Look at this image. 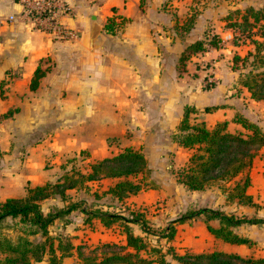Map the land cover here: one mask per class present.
I'll return each mask as SVG.
<instances>
[{"label":"crops","instance_id":"1","mask_svg":"<svg viewBox=\"0 0 264 264\" xmlns=\"http://www.w3.org/2000/svg\"><path fill=\"white\" fill-rule=\"evenodd\" d=\"M67 1L75 15L64 16L63 21L77 28V35L71 38L54 37L33 28L31 22L23 19L18 0H0V199L24 195L27 184H42L37 175L39 170L48 174L44 182L54 181L63 172L65 159L81 151L86 152L83 160L86 163L115 154L126 146L141 150L147 167L154 171L157 188L167 187L161 181H166L171 173L162 170L163 167L183 165L193 150L178 144L173 137L185 106H190L191 122L204 121L207 127L226 121L229 130L247 131L234 119L235 115H242L264 129V101L250 96L239 82V71L235 73L231 68L221 69L220 74L211 71L209 77L213 76L214 81L209 83L213 85L204 87L207 75L200 61L227 52L230 49V45L224 44L227 38L232 37V45H236L225 17L197 16L187 30H181L180 24L185 19L175 15L173 0ZM9 15L13 18L8 19ZM109 18L120 22L115 32L105 28ZM94 22L101 27L91 40ZM209 23L213 26L210 30ZM221 23L224 26L220 27ZM213 33L220 37L218 44L187 51L189 43ZM183 53H186L184 58ZM37 68L40 76L31 88ZM228 85L232 88L228 89ZM207 106L210 108L205 110ZM166 149L183 151L185 156L179 159L174 154V162H167L163 152ZM246 173L250 179L247 193L256 204L264 203V145ZM115 180L112 177L90 180L89 189L71 188L67 192L73 199L86 200L83 209L87 204L93 209H110L105 200L110 197L102 192ZM17 189L21 194H14ZM205 189L187 191L191 197L197 196L194 197L197 201ZM94 191L102 196L95 198ZM145 192L141 188L124 199L137 202L138 206ZM219 197L224 203L226 193ZM47 200L54 203L46 208L43 204ZM202 200L207 202V198ZM64 204L59 196L41 202L44 211ZM196 204L208 206L198 201L191 207ZM228 204L224 206L233 205L232 209L246 214L252 212L250 204L235 201ZM83 209H73L55 218L48 227L51 235L68 236L73 245L68 255L60 257L55 239V252L61 264H75L79 260V245L125 240L120 226L104 225L98 217L87 220ZM209 222L214 225L218 221ZM249 225L255 224L243 223L234 229L249 236L252 242H230L234 243V250L228 252L264 256V240L258 239L252 228L248 229ZM133 227L141 233L138 225ZM176 238L177 245L183 249L189 247V251L220 249L193 247L206 246L208 239L216 244L215 239L220 238L207 229L201 215L177 223L171 239L174 244ZM256 245H261V250ZM48 261L49 254L45 253L32 264Z\"/></svg>","mask_w":264,"mask_h":264},{"label":"trees","instance_id":"2","mask_svg":"<svg viewBox=\"0 0 264 264\" xmlns=\"http://www.w3.org/2000/svg\"><path fill=\"white\" fill-rule=\"evenodd\" d=\"M226 18V17H225ZM226 23L234 32V42L239 40L238 34L246 32L251 36L256 28L260 38L251 39L253 48L240 55L234 53L233 58L241 62L251 58V67L246 72H239V82L247 88L250 96L264 101V5L254 9L248 7L237 19H230ZM190 26V25H189ZM189 26H184L187 30ZM120 22L109 18L105 28L115 32ZM256 34V32H255ZM220 37L213 33L205 39H197L187 45V51L203 49L207 44H218ZM186 57V53L181 55ZM40 76L38 68L31 81V88L36 85ZM213 84L206 83L205 88ZM207 106L205 110H208ZM190 106H185L183 117L173 134L178 144L192 148L186 162L175 172L177 182L188 189H203L213 184L218 185L226 193V199L241 204H256L251 194L247 193L249 175L246 173L258 149L264 145V129L256 122L242 115H235L234 119L247 130H229L226 121H221L213 127H207L204 121L191 122L189 120ZM86 152L73 155L65 159L63 172L54 180L42 184H27L22 196H7L0 199V263L1 264H32L41 260L45 253L49 254L47 264H61L60 257L69 254L73 247L69 237L53 236L49 233V225L57 217H63L71 210L82 208L86 201L83 198L73 199L68 189H89L88 181L103 177H112L116 180L108 185L103 194H108L111 201L106 202L108 207L114 206V200L122 201L130 194L141 188L155 187V182L144 179L143 173L147 168V159L138 148L126 146L123 150L96 159L84 162ZM244 173V176L242 174ZM240 175V176H239ZM239 176V177H238ZM242 176V177H241ZM238 177V178H237ZM145 185V186H144ZM157 187V186H156ZM95 198L102 195L93 192ZM59 196L65 201L61 207L44 211L41 202L48 197ZM87 204V203H86ZM87 204L83 210L86 219L98 217L104 225L117 224L125 235L124 242L109 240L94 246L77 247L79 260L75 264H264V256H244L237 252H228L220 249L211 251H184L178 252L173 245L164 247L160 243H150L147 238L149 228L142 211L125 206V209L91 208ZM203 218L207 229L216 237L235 243H251L252 239L242 235L234 228L240 224H263L264 217L256 215L237 216L233 212H225L220 208L202 206L187 209L177 217L171 219L165 228L164 236L171 241L176 231V224L193 216ZM8 217L15 218L20 226L21 233L16 239L3 233V225ZM217 219V224L209 220ZM133 224L138 225L141 233L135 231ZM57 239V248L60 257L55 252L54 242Z\"/></svg>","mask_w":264,"mask_h":264},{"label":"rangeland","instance_id":"3","mask_svg":"<svg viewBox=\"0 0 264 264\" xmlns=\"http://www.w3.org/2000/svg\"><path fill=\"white\" fill-rule=\"evenodd\" d=\"M172 5H174V13L177 17H179L181 20L185 19L182 24H180V28L184 26H189L191 24V20L194 17L197 16H221V17H226L225 21L226 23L228 22V17H231L230 19H237L241 16L242 13L246 11L248 7H253L254 9H259L262 8L264 5V0H173ZM173 8V7H172ZM225 23V22H224ZM224 23L219 24L220 27L224 26ZM210 24V23H209ZM256 28L254 30L253 35L247 36L246 32H240L238 34V42L236 45H232V37L227 38L224 44L230 45V49L226 50L227 52L221 54H217L216 56H213L212 58H209L208 60H202L200 63H202V69H204L206 75H207V82L209 83L210 81H214V77H209L211 76V71L217 72V74H220L219 71L221 72V69L227 68V69H233L235 73L238 71L246 72L247 69H250L251 67V58H247L246 61H240L239 59L235 60L233 58V54L235 52L239 53L240 55L245 54L247 50L253 48L254 44L251 39H258L260 38L259 35L257 34V30L259 33V28H257V24L255 25ZM208 29H212L213 26H207ZM227 29V28H226ZM230 31V29H227ZM256 32V34H255ZM250 37V38H249ZM254 37V38H253ZM217 59V60H215ZM199 63V64H200ZM199 66V65H198ZM264 69V66L262 68ZM234 79L236 81L237 75L234 74ZM232 88L231 86L228 85V89ZM171 136H169L168 139H170ZM165 153V158L167 162H174V154L181 159V157L185 156V153L183 151H179L178 153L176 151H173L172 149H166L163 150ZM176 157V156H175ZM182 166V165H180ZM179 165L175 166H170L166 165L163 167L162 170L169 171L168 174H170V177L166 179V181H161L163 182L167 187H156L158 186L159 183L155 180L156 176L153 174L154 171L152 168L147 167L145 169V172L143 175L144 179H148V182H155V187H146L144 190L146 192L143 194L142 202L139 203L137 206V202L134 201H128L125 200L123 203L114 200V206L110 207V209H125L124 207L129 205L130 207H137L134 209H137L138 211H142V213L145 215L146 220H147V227L149 228V234L147 235V238L150 239V243H160L164 247L167 245H173L178 252H184V251H189V247L187 249L181 248V246L177 245V238H176V244L172 242V240L169 243V240H167L164 236H161V233H164L163 228L168 225L169 221L173 219L174 217L178 216L179 214L183 213L187 209H192V204L193 202L198 203H207L209 207L213 208H220L224 207V209H221L225 212H233L237 216L241 215H256L260 217H264V203L260 204H250L252 212H243V210H235L232 209L233 205H229L230 203H233L229 200H225L223 203L221 197L222 192L220 187V183L218 182V185L213 184L212 186L206 187V189L203 192V197L202 195L199 196L197 201H195L194 197H191V194L187 191L188 188L184 187L183 184L180 182H176L175 180V172L180 168ZM34 171V170H33ZM37 175L39 177L40 182L44 183V179L48 177V174L45 173L43 170L37 171ZM244 176V173L242 174ZM241 176V177H242ZM145 186V185H144ZM150 188H157V189H150ZM218 188V189H217ZM220 190V192H218ZM17 192V193H16ZM156 193L157 195L155 196ZM14 194H21L19 190H15ZM202 198H207V202H204ZM106 201H111L110 198H106ZM210 200V201H209ZM126 201V202H125ZM128 201V202H127ZM190 201V202H189ZM208 202H210L208 204ZM54 201L53 200H47L43 206L46 208L51 205H53ZM229 203V204H228ZM225 204H228L229 206H224ZM194 205V209L202 207V205ZM177 207V209H175ZM183 208L185 210H179L178 208ZM172 210V211H171ZM260 214V215H259ZM17 224V225H14ZM252 228V232H254L258 237V239L264 240V223L263 224H255V225H249L248 229ZM3 233L6 235H9L11 238L16 239V236L21 233L20 231V226L17 223V220L15 219H7L5 224L3 225L2 229ZM183 232L185 229L182 230ZM179 239V238H178ZM216 244L212 243L210 239L207 240V245L206 246H200L197 244L196 246H193L194 248L202 249V250H211L213 248H220L226 251H231L233 249L234 243H230L227 241H224L220 238L215 239ZM261 250V245H256L255 248ZM194 252V251H191Z\"/></svg>","mask_w":264,"mask_h":264},{"label":"built area","instance_id":"4","mask_svg":"<svg viewBox=\"0 0 264 264\" xmlns=\"http://www.w3.org/2000/svg\"><path fill=\"white\" fill-rule=\"evenodd\" d=\"M23 19L32 27L45 31L54 37L71 38L77 35V28L67 25L63 17H73L75 11L67 0H18ZM13 18L12 15L7 17Z\"/></svg>","mask_w":264,"mask_h":264},{"label":"water","instance_id":"5","mask_svg":"<svg viewBox=\"0 0 264 264\" xmlns=\"http://www.w3.org/2000/svg\"><path fill=\"white\" fill-rule=\"evenodd\" d=\"M100 24L97 23V22H94L93 25H92V28H91V40L93 39V37L95 36V34L99 31L100 29Z\"/></svg>","mask_w":264,"mask_h":264}]
</instances>
